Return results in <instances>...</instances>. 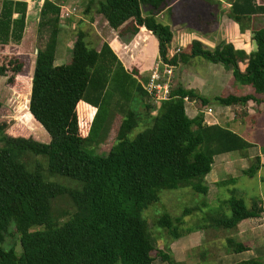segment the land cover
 I'll list each match as a JSON object with an SVG mask.
<instances>
[{
    "label": "trees",
    "instance_id": "trees-1",
    "mask_svg": "<svg viewBox=\"0 0 264 264\" xmlns=\"http://www.w3.org/2000/svg\"><path fill=\"white\" fill-rule=\"evenodd\" d=\"M227 3L228 18L241 31H250L255 51L247 54L225 42L209 51L193 41L182 53L170 55L172 32L155 20L166 0H88L83 14L93 9L109 27L119 30L121 37L130 39L142 27L151 32L158 42L162 63L186 65L190 59L202 58L230 71L234 81L249 87L253 94L207 99L194 90L176 86L156 107L135 78L137 72L125 70L106 43L96 51L82 30L76 34L67 62L56 66L60 6L43 1L38 32L41 36L47 33V40L36 50L27 108L47 138L41 142L10 136L0 120V264H152L155 240L142 213L159 202L161 192L189 188L203 200L202 207L207 206L205 177L214 157L234 152L246 156L251 145L226 127L204 125L202 112L188 118L184 98L199 101L200 107L211 103L245 106L250 101L262 102L255 96L264 98V23L255 26L256 20L261 24L260 18H264V5L257 0ZM141 6L148 7L151 15L143 18ZM26 7L24 1L0 0V49L10 43L18 47ZM211 23L214 28L217 22ZM18 54L10 55L11 60L0 66V77L11 72L9 85H21L17 77L24 64ZM134 101L143 107L147 126L129 140L128 136L140 126V117L129 107ZM115 111L123 118L118 140L107 154H98L96 147L104 142L109 118ZM30 156L46 161L49 177L73 184L63 187L46 181L39 164L30 167L25 161ZM258 166L259 159L254 158L243 174L252 178ZM62 199L71 213L67 212L61 221L53 216L52 203ZM221 203L230 216L217 214L209 225H200L196 230L193 227L179 233L183 217L190 215L191 209L174 219L162 215L155 225L171 240H178L208 228L233 232L239 223L257 219L264 211L256 202L247 207L235 197ZM10 228L11 235L17 237L18 252L14 246H3ZM245 251L247 247L236 244L229 253ZM157 257L174 264L163 252L159 251ZM236 264L262 263L252 259Z\"/></svg>",
    "mask_w": 264,
    "mask_h": 264
},
{
    "label": "crops",
    "instance_id": "crops-1",
    "mask_svg": "<svg viewBox=\"0 0 264 264\" xmlns=\"http://www.w3.org/2000/svg\"><path fill=\"white\" fill-rule=\"evenodd\" d=\"M13 1H24L27 5L23 37L21 42L19 43L20 45H17V48H28V42H31L33 29L36 27V25L38 26L39 12L44 0H38L39 2H34V4L37 3V7L35 8L36 11L34 13H32L31 11V0ZM50 1L58 3V0ZM80 1L82 0H65L63 3V0H60V3H58V5L60 6V20L56 52L57 48H72L74 41L71 42L68 39H65V36L68 35L70 30L75 29V26H77L79 30L87 33L89 38L94 35L99 39V45L95 48L96 51H99L102 44L106 43L115 54L123 68L130 72L135 70L137 72V75L135 76L137 81L139 83H145L149 78L151 72L156 68L158 62L160 61L158 57V42L156 38L151 34V32L147 31L143 27L140 28L138 33H136V35H134L130 39L121 37L119 35V30H114L109 27L106 20L101 15L95 13L93 9H91L90 13L84 15L83 8L87 4L88 0H83V4L81 7L80 5H78ZM78 6L79 8H77ZM149 12L150 16L151 11L149 10ZM161 12L155 15V20L157 17H162L163 20L166 18L167 13L163 14ZM34 14L35 16L33 17ZM65 14L66 16H64ZM74 16L76 17V23H74V20L72 19V17ZM15 17L16 16H14V18ZM183 18L184 17H182V21ZM34 19L36 20L35 25L33 22ZM219 19H221V21ZM212 20H215L217 22L214 28L211 23ZM223 21H227V23H224V25H222L221 22L223 23ZM195 22L198 31L195 32V28L193 26L191 27V29H193V31L195 32V36L197 37V39L195 37H191L188 34V30L186 29V27L181 25L183 22L181 24L179 23V26L177 25L175 27V24H177L176 20L173 18L172 21V19L170 18V23H168L169 25H165L168 26L172 32L170 55H178L180 52L182 53L183 51H185L186 47L189 46L193 41L200 42L205 47V49L209 51H213L219 45V42H222V40H224L223 42L225 43L232 44L235 50H240L247 54L255 51V48H253V50L250 52L247 51V48H243L247 36L251 35L250 31H241L238 25L232 22L227 17L224 18V16L220 17L217 13H211L209 19L202 20L200 17H197ZM218 37H221V39H218ZM233 38L235 39L232 40ZM26 39H29V41H26ZM216 39L218 40L214 42V40ZM176 50H179V53H175ZM194 59L195 58L190 59L186 65L180 62L177 66H173L174 69L171 80V87L181 86L186 90H194L197 94L207 99L224 96L220 95L223 92V88H226L231 83H235L234 79L232 78L231 72L225 70L221 65L207 63L205 72L201 76H197L189 72L187 69L188 65ZM66 62L67 60L64 63L55 65H63ZM240 68L241 70H244L245 65H240ZM238 90L239 89L235 90L236 94H239L240 91ZM246 95H253L252 90L251 93L235 96ZM255 97L257 99H261L262 102L257 104L250 101L245 106L231 107L217 105L218 107L216 110L212 108V103L207 106L200 107L199 101L188 100L187 102H184L185 114L188 118L193 119L199 113L203 112L206 108H210L212 110V115H203L204 125H218L221 127H226L231 132L235 133L237 136L251 145V147L245 153L246 156H242L240 153L234 152L225 153L214 157L211 171L205 177V182L208 187V193H212V190L214 191L219 186L220 189L217 196H225V194L222 193V189H231L232 186H234V182L236 180L240 179L241 176H245L243 173L249 168V166L251 165V161L254 158L259 159V166L257 173L252 178L257 177L259 184H263L264 152L261 148L257 147V142L251 136L255 127H257V122L251 120L250 118H253L256 115H258V117H260L261 114L264 115V98H261L259 96ZM247 120H251L254 124V127L249 128L245 126L243 121ZM243 126L249 128L251 132L249 134L247 132L241 133L244 132L240 131V128H242ZM258 187H260V185H258ZM259 192H261V188ZM259 197L261 200V194H259ZM253 202H256L258 206L262 207L264 210L263 202L254 200L251 201L250 205ZM263 222L264 211L262 215L257 219H247L239 223L231 239H233L236 244H241L247 247V251L238 254L224 252L218 259V261H220L219 264H236L242 262V259L236 260L235 257H241L243 255L248 256V258H252L253 260H258L256 253L260 252V250L264 248ZM248 234H251L254 237L251 244L252 246H248ZM203 237L204 234L202 231L180 237L178 241L181 248L179 249H181L182 251L180 250L179 256L176 255V244L173 243L170 247V251L172 253L171 258L173 257L172 261L174 262V264H198V260L194 258H191L189 261H187V255L194 251L198 246L202 245ZM155 261L156 260H154L152 264H155Z\"/></svg>",
    "mask_w": 264,
    "mask_h": 264
},
{
    "label": "rangeland",
    "instance_id": "rangeland-1",
    "mask_svg": "<svg viewBox=\"0 0 264 264\" xmlns=\"http://www.w3.org/2000/svg\"><path fill=\"white\" fill-rule=\"evenodd\" d=\"M31 11L34 13L36 11L38 0H31ZM56 1V0H54ZM65 0H63L64 3ZM229 0H166L165 7L162 9L163 14L167 13L166 18H156V21L162 23L164 25H169L170 18L173 21V18L176 20L175 27L180 23L182 26H185L188 30V34L191 37L195 36V32L198 31L196 24V18L200 17L202 20L209 19L211 13L219 14V16H224L228 18V2ZM258 3L264 5V0H257ZM60 3V0L57 1ZM83 4V0L78 3L80 7ZM79 8V6L77 7ZM149 8L140 7V13L143 17H148L150 12ZM79 12V11H78ZM36 14V13H35ZM33 15V17L35 16ZM32 17V16H31ZM182 17L183 21H182ZM76 17H72L74 23H76ZM261 19V24L259 21H255V26L259 27L264 23V18ZM221 21V19H219ZM34 25L36 20L34 19ZM167 22V23H166ZM227 23V21L221 22L222 25ZM33 25V26H34ZM179 26V25H178ZM195 28V32L191 27ZM224 27V26H223ZM34 28V27H33ZM31 30V29H30ZM79 29L75 26V29L70 30L68 35L65 36V39L69 41H74L77 32ZM31 33V31H30ZM225 34V33H223ZM221 37H218V39ZM218 39L214 40L217 41ZM233 38L232 40H234ZM47 40V33L45 35H40L38 32V26L33 29L31 42L28 48H14L12 43H10L7 48H1V58H0V66L6 65L12 54H19L17 58L21 60L24 64L23 70L20 75L17 77L21 85L17 84H8V77L11 76L10 70L7 72L5 77H0V120L6 125V133L13 137H26V138H33L37 141H45L47 135L42 130V128L34 122V120L28 114V99H29V89H30V74L32 72V68L34 66L35 54L36 50L42 48L45 41ZM29 41V39H26ZM224 40H222L223 42ZM90 46L93 48L98 47L99 39L96 36H91L88 39ZM222 42H219L222 43ZM20 45V44H19ZM17 46V45H16ZM243 48H247V51L250 52L255 48V45L252 44L251 35L247 36L245 45ZM70 50L71 48H57L56 54V62L55 64L64 63L70 57ZM12 57V56H11ZM207 66V62L202 58H195L191 63L188 65V71L195 74V75H202L205 72V68ZM239 89V94H236L235 90ZM222 94L227 96L229 94L235 95H242L251 93V89L248 87H243L239 84L231 83L226 88H223ZM153 104H155L153 102ZM130 109L133 110L135 114L140 117V126L136 130H134L129 136L128 139L132 140L138 133H140L146 126L147 121L143 116L144 110L143 107L137 102L134 101L129 106ZM217 104L212 103V108L214 110L217 109ZM201 109V108H200ZM203 110V109H202ZM152 116V115H151ZM234 117V116H233ZM253 121L257 122V127H255L254 131L252 132V138L257 142V147L261 148L264 152V115L261 114L260 117L256 115L253 118H250ZM123 118L118 114V112H114L111 117L109 118L108 122V133L104 140V142L96 147V152L98 154H107L109 149L115 144L118 140V130L119 126L122 122ZM251 120L243 121L244 125L251 128L254 127V124ZM243 126L240 128V131H244L241 133L247 132L248 134L251 132L249 128ZM2 145L0 144V147ZM25 159L28 162L30 167H33L35 164H39L44 175V178L48 182H53L63 187L71 186V181L67 179H63L60 177H49V173L47 172V165L46 161L41 158L40 156H30ZM33 165V166H32ZM71 183V184H70ZM260 185V187H258ZM261 188V192L260 191ZM220 187L218 186L212 193H208L205 203L207 204L206 207H202L201 203L203 200H200L198 195H195L189 188L179 189L175 191H163L160 194V200L158 203L150 206L148 209L144 210L142 213V218L146 221L149 231L152 237L155 240L154 251L151 253V256L155 258V264H166L158 258V252H163L171 258V251L170 247L173 243L176 244L175 252L176 255H180L181 246H179L178 240H171L167 233L157 227L155 225L157 219L162 215H168L170 218L174 219L176 217H180L183 214L185 209L193 210L190 215L183 217V223L179 228V233L184 232L185 230L193 228L196 230L200 225L207 226L211 223L212 219L216 217L217 214H226L230 216V211L226 206H223L221 203L227 197H235L237 199H242L247 207L250 206L251 201H261L264 203V171H263V184H259L257 177L248 178L247 176H241L240 179L234 182V186L231 189L225 188L222 189V193L225 196H217L219 194ZM261 194V200L259 197ZM52 214L54 217L60 219L62 221L65 220V214L68 212L71 213L70 208L66 204L64 199L60 201H54L52 203ZM62 214V215H61ZM262 215V214H261ZM209 219H205V218ZM205 219V221L203 220ZM208 224H206V223ZM264 224V222H263ZM196 226V227H195ZM13 228H10L9 234L6 235L5 240L3 242L4 248H9L14 246L16 251H19L17 237L12 236ZM198 232V231H197ZM203 243L202 245L198 246L194 251L187 255V261L191 258L197 259V263L199 264H219L220 261L218 259L224 252H231L235 249L236 243L234 242L232 236L234 235V231L230 233H224L222 231H215L211 228L204 229L203 231ZM195 233V232H193ZM191 234V233H190ZM185 236V235H184ZM183 237V236H182ZM249 237V238H248ZM253 236L248 234L247 242L249 243L248 246L252 244ZM228 240H232V244L228 243ZM235 243V244H234ZM252 246V245H251ZM182 251V250H181ZM257 259L260 263L264 264V248L257 252ZM173 258V257H172ZM171 258V260H172ZM235 259H242L249 260L252 258H248V256H241L235 257ZM235 260V261H236ZM196 264V263H195Z\"/></svg>",
    "mask_w": 264,
    "mask_h": 264
},
{
    "label": "built area",
    "instance_id": "built-area-1",
    "mask_svg": "<svg viewBox=\"0 0 264 264\" xmlns=\"http://www.w3.org/2000/svg\"><path fill=\"white\" fill-rule=\"evenodd\" d=\"M66 16V14L64 15ZM175 53H179V50H176ZM173 66L164 64L161 61L158 62L156 68L151 72L149 78L145 83H140L146 93L149 95L151 102L154 106H159V103L167 100L169 97V92L171 89V80L173 75ZM188 99L184 98V102H187ZM204 116H211L212 110L206 108L203 112ZM206 123V122H205Z\"/></svg>",
    "mask_w": 264,
    "mask_h": 264
}]
</instances>
